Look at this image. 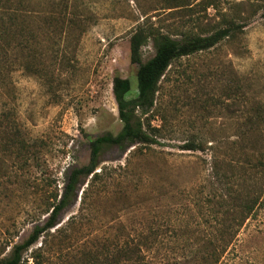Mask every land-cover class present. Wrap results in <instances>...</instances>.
Wrapping results in <instances>:
<instances>
[{
  "label": "rangeland",
  "instance_id": "374dc122",
  "mask_svg": "<svg viewBox=\"0 0 264 264\" xmlns=\"http://www.w3.org/2000/svg\"><path fill=\"white\" fill-rule=\"evenodd\" d=\"M50 1L22 0L20 47L9 23L0 258L44 220L66 173L87 162L89 139L120 130L112 78H128L127 97L136 95L131 34L147 33L145 61L153 34H207L233 22L242 28L173 60L161 77L141 115L157 142L104 146L76 198L20 264H264V183L232 143L264 149V109L254 110L264 105V0H55L46 14ZM191 142L195 149H182ZM251 190L258 203L248 214ZM217 246L225 250L214 260Z\"/></svg>",
  "mask_w": 264,
  "mask_h": 264
},
{
  "label": "trees",
  "instance_id": "16d2710c",
  "mask_svg": "<svg viewBox=\"0 0 264 264\" xmlns=\"http://www.w3.org/2000/svg\"><path fill=\"white\" fill-rule=\"evenodd\" d=\"M11 1L0 0V87L3 85L4 77H6L7 70L10 67L9 59L7 58L10 21L15 25V33H12L13 35L11 34L10 37H16L14 36L16 34L18 39L23 37V35L19 37L22 31L20 20L24 16L23 11L26 9L22 0L13 1V4L16 2L13 7L7 5ZM55 2V0L49 2L48 6L52 8L48 9L49 12L46 14L51 13L52 10L54 11L53 5H56ZM28 11L34 18L38 17V10L28 9ZM60 17L63 18L64 14L61 13ZM240 28H242L241 24L231 22L207 34H192L180 37H173L166 33L153 34L154 53L145 61L141 57V47L145 44L148 35L141 27L137 28L129 38V60L132 64L137 65L135 74L136 95L132 98L127 97L130 90L128 78L118 75L112 78V94L117 106L118 118L122 122L120 130L116 134L105 132L89 139L90 150L87 162L80 166L72 167L66 173L61 192L56 202L50 207L44 220L41 223H35L21 242L13 244L9 254L0 258V264H20L23 252L34 244L44 231L49 230L58 222L60 212L76 198L77 190L82 180L97 168L99 153L104 146L127 147L137 143L154 144L157 142L153 135L149 134L144 128L141 115L146 114L152 108L158 83L173 60L210 49L224 38L233 35ZM20 43L21 39L18 40L16 46L20 47ZM39 57H36V53L32 51L29 59L39 60ZM1 95L2 90L0 89ZM263 109V104H258L254 107V110L259 114ZM256 122L251 120L250 124ZM237 141L239 143L232 141L233 144L240 145L238 151H236L237 158H241L243 163L247 162L250 169H256V173L260 171L261 184H263L264 149L247 148L244 145V139ZM182 149H195V145L192 142L187 143L183 145ZM255 193L252 191L249 196L248 214H253L254 207L258 203V196ZM224 250V246L215 247L214 253L211 254L212 259H218ZM139 264H151V262L149 259H139Z\"/></svg>",
  "mask_w": 264,
  "mask_h": 264
}]
</instances>
